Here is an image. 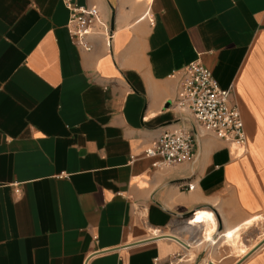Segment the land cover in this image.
<instances>
[{"label": "crops", "instance_id": "obj_1", "mask_svg": "<svg viewBox=\"0 0 264 264\" xmlns=\"http://www.w3.org/2000/svg\"><path fill=\"white\" fill-rule=\"evenodd\" d=\"M73 1L110 43L98 25L85 49L63 0H0V264H264V0ZM195 60L247 145L202 133L195 160L153 167L160 134L193 129L175 102Z\"/></svg>", "mask_w": 264, "mask_h": 264}, {"label": "built area", "instance_id": "obj_2", "mask_svg": "<svg viewBox=\"0 0 264 264\" xmlns=\"http://www.w3.org/2000/svg\"><path fill=\"white\" fill-rule=\"evenodd\" d=\"M69 10L68 29L87 50L91 49L88 37L103 27L102 34L110 43L113 33L101 17L97 6L80 5L73 0H63ZM180 73L179 94L175 102L193 116V129H176L160 134L145 150L153 159V167L176 165L193 161L199 150V137L211 133L220 139L245 148L247 135L239 107L231 104L232 87L222 88L213 71L201 60L190 62ZM193 189V184L188 185ZM152 264H175L174 260L155 257Z\"/></svg>", "mask_w": 264, "mask_h": 264}, {"label": "bare ground", "instance_id": "obj_3", "mask_svg": "<svg viewBox=\"0 0 264 264\" xmlns=\"http://www.w3.org/2000/svg\"><path fill=\"white\" fill-rule=\"evenodd\" d=\"M253 217H255V216H253ZM200 218V217H199ZM201 218H203V220H204V222H206L207 223V232L205 233L206 234V236H209V235H211V234H213V232H215V230H216V224H217V222H216V220H215V217H214V215L213 214H211V213H208V212H206L205 211V213L203 214V216L201 217ZM198 219V218H197ZM202 220V221H203ZM252 222L253 223H255L256 222V220H254V221H251V222H247V224L245 225V227H248V226H250L251 224H252ZM243 224H245V223H243ZM227 236H228V240H229V244H233L234 246L233 247H235V250L236 251H238V252H242L243 250H242V247L239 245V237L240 236H242V228L241 227H237V228H235V229H231V230H229L228 232H227ZM227 238V237H226ZM207 239V238H206ZM261 244V243H260ZM246 253V252H245ZM212 263H214V262H208V263H206V264H212ZM215 264V263H214Z\"/></svg>", "mask_w": 264, "mask_h": 264}, {"label": "rangeland", "instance_id": "obj_4", "mask_svg": "<svg viewBox=\"0 0 264 264\" xmlns=\"http://www.w3.org/2000/svg\"><path fill=\"white\" fill-rule=\"evenodd\" d=\"M196 211H198V210H196ZM195 211V212H196ZM194 212V213H195ZM255 234H254V236H253V240H252V243H257L258 241H260L262 238H263V234H264V226L262 227V226H260V228H259V230H257V231H255L254 232ZM243 236V235H242ZM242 236H240L239 237V239L242 237ZM242 241H243V243L245 244L246 243V241H245V238H243L242 237ZM259 243V242H258ZM238 254H241V252H238V251H236ZM205 262H203L202 260H200L197 264H204Z\"/></svg>", "mask_w": 264, "mask_h": 264}, {"label": "water", "instance_id": "obj_5", "mask_svg": "<svg viewBox=\"0 0 264 264\" xmlns=\"http://www.w3.org/2000/svg\"><path fill=\"white\" fill-rule=\"evenodd\" d=\"M113 23H114V20L112 19V27H113ZM195 212V211H194ZM193 212V213H194ZM213 212L215 213V210H213ZM192 215V214H191ZM187 216H189V215H186V216H184V217H187ZM183 243V242H182ZM212 264H214V263H212Z\"/></svg>", "mask_w": 264, "mask_h": 264}]
</instances>
